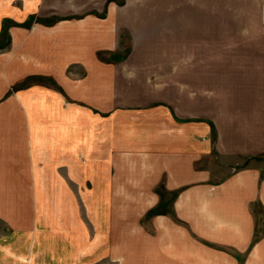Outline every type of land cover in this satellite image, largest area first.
Masks as SVG:
<instances>
[{"label": "crops", "instance_id": "1", "mask_svg": "<svg viewBox=\"0 0 264 264\" xmlns=\"http://www.w3.org/2000/svg\"><path fill=\"white\" fill-rule=\"evenodd\" d=\"M0 264H264V0H0Z\"/></svg>", "mask_w": 264, "mask_h": 264}, {"label": "trees", "instance_id": "2", "mask_svg": "<svg viewBox=\"0 0 264 264\" xmlns=\"http://www.w3.org/2000/svg\"><path fill=\"white\" fill-rule=\"evenodd\" d=\"M158 192H159V194H160V196H163V194H166L167 192H166V190L162 187V186H160L159 188H158ZM175 196V193H172V197H174ZM159 212V210H157V209H152V210H149L148 211V215L149 214H154V213H156V212Z\"/></svg>", "mask_w": 264, "mask_h": 264}]
</instances>
